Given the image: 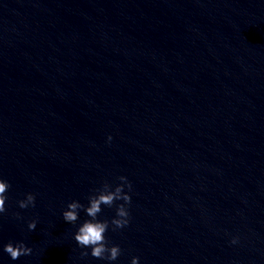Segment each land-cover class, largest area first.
<instances>
[{
    "label": "water",
    "instance_id": "water-1",
    "mask_svg": "<svg viewBox=\"0 0 264 264\" xmlns=\"http://www.w3.org/2000/svg\"><path fill=\"white\" fill-rule=\"evenodd\" d=\"M120 175L114 264H264V0H0V264H105L60 213Z\"/></svg>",
    "mask_w": 264,
    "mask_h": 264
},
{
    "label": "clouds",
    "instance_id": "clouds-1",
    "mask_svg": "<svg viewBox=\"0 0 264 264\" xmlns=\"http://www.w3.org/2000/svg\"><path fill=\"white\" fill-rule=\"evenodd\" d=\"M109 135L106 142L111 141ZM117 183L102 182L98 187L90 190L86 197V203L78 200H71L61 209V218L64 223L75 226L72 233V240L79 249L81 257H91L114 264L121 254L119 245L111 244L106 237L109 230L117 231L126 228L130 223L129 205L131 203L132 185L123 175L116 177ZM10 183L0 177V217L6 214L9 204ZM19 209L35 207V195L31 192L25 193L23 199L16 200ZM114 213L111 218H101L104 208H113ZM83 213V218H81ZM12 217L20 220L19 213L13 212ZM26 228L29 232L36 229L37 218L26 220ZM230 244L238 243V237H233ZM0 252L5 254L11 261H16L21 256H29L32 248L26 246L23 240H8L0 244ZM140 258L132 256L129 264H139Z\"/></svg>",
    "mask_w": 264,
    "mask_h": 264
}]
</instances>
